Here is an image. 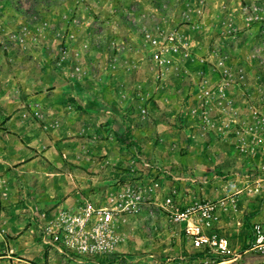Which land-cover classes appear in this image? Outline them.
Listing matches in <instances>:
<instances>
[{"label": "rangeland", "instance_id": "374dc122", "mask_svg": "<svg viewBox=\"0 0 264 264\" xmlns=\"http://www.w3.org/2000/svg\"><path fill=\"white\" fill-rule=\"evenodd\" d=\"M263 179L264 0H0V264H252L172 214L237 253Z\"/></svg>", "mask_w": 264, "mask_h": 264}, {"label": "built area", "instance_id": "2783aa9c", "mask_svg": "<svg viewBox=\"0 0 264 264\" xmlns=\"http://www.w3.org/2000/svg\"><path fill=\"white\" fill-rule=\"evenodd\" d=\"M153 43L155 44V41ZM259 187L255 186L254 193L261 191L262 188ZM216 211L217 205L213 202H195L173 212L172 220L181 226L183 237L193 249L201 253L202 257L232 256L231 261L247 257L253 261L252 264H264V221H254L246 226L242 245L236 253L232 251L229 240L215 231ZM91 214H86V217ZM91 217H94L96 224L93 232L99 233L100 228L112 223L113 215L110 210L99 209ZM80 222L82 224L84 220ZM53 240L58 241L59 237L55 235Z\"/></svg>", "mask_w": 264, "mask_h": 264}, {"label": "trees", "instance_id": "16d2710c", "mask_svg": "<svg viewBox=\"0 0 264 264\" xmlns=\"http://www.w3.org/2000/svg\"><path fill=\"white\" fill-rule=\"evenodd\" d=\"M115 141L125 147H137L135 142L131 139L130 130L121 124L116 125L113 130Z\"/></svg>", "mask_w": 264, "mask_h": 264}]
</instances>
